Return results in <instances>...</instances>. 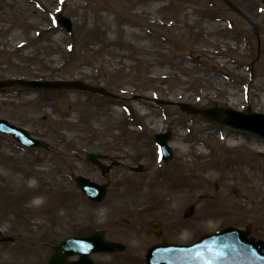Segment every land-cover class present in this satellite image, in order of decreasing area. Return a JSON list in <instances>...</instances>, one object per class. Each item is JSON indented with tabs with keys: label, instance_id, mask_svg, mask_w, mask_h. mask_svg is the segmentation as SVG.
Returning a JSON list of instances; mask_svg holds the SVG:
<instances>
[{
	"label": "rangeland",
	"instance_id": "1",
	"mask_svg": "<svg viewBox=\"0 0 264 264\" xmlns=\"http://www.w3.org/2000/svg\"><path fill=\"white\" fill-rule=\"evenodd\" d=\"M0 84V119L49 144L0 133V221L17 228L0 264H48L60 242L97 231L121 250L95 264H147L156 244L227 227L264 242V139L195 113H264V0H0ZM166 131L164 163L155 137ZM78 176L108 185L107 198L90 201Z\"/></svg>",
	"mask_w": 264,
	"mask_h": 264
},
{
	"label": "water",
	"instance_id": "2",
	"mask_svg": "<svg viewBox=\"0 0 264 264\" xmlns=\"http://www.w3.org/2000/svg\"><path fill=\"white\" fill-rule=\"evenodd\" d=\"M61 25L69 32L72 30V22L68 18L61 20ZM16 83L29 88L39 90L56 89L62 84L42 82L40 80H18ZM6 85V84H5ZM4 84L0 85V90ZM203 116L230 129L252 133L264 139V114L244 113L235 109L213 108L199 111ZM0 131L14 136L16 140L28 147L47 148L48 145L41 140L33 138L30 133L20 127L0 119ZM171 133H162L156 136V142L160 147L161 156L168 162L173 158V152L168 142ZM88 160L98 166L102 172L108 170L102 160V154L88 153ZM140 172V168H134ZM77 184L85 195L94 202H101L107 195V187L93 182L89 178L80 176ZM194 207L189 208L186 217H190ZM150 228L160 234L162 226L153 222ZM116 245L108 241L101 232L85 237H75L65 240L60 245L59 258H54L50 264H94L93 254L115 252ZM79 255L76 262L67 263V258ZM148 264H264V242L262 240L250 239L242 230L229 227L212 235L203 237L200 241L190 246L165 244L155 245L148 251Z\"/></svg>",
	"mask_w": 264,
	"mask_h": 264
},
{
	"label": "flooded vegetation",
	"instance_id": "3",
	"mask_svg": "<svg viewBox=\"0 0 264 264\" xmlns=\"http://www.w3.org/2000/svg\"><path fill=\"white\" fill-rule=\"evenodd\" d=\"M23 207H25L23 209V211L26 212L25 215H22L21 218H18L17 220L22 223V222H26L28 220H26V216L27 215H31V211H32V208L29 209V205L27 204V202H24L23 204ZM5 222H7V220H3V221H0V254H2V244H5V243H8V242H11V240L13 239L11 236H4V231L7 230L9 233H16L17 231V228L14 229L13 225L10 224V225H6ZM16 227V226H15ZM14 230V231H13ZM117 250H121V245L117 243ZM59 254V247H58V251H55L54 254L51 256L52 257H56L58 256ZM77 258H72L70 259V261H74L76 260Z\"/></svg>",
	"mask_w": 264,
	"mask_h": 264
},
{
	"label": "bare ground",
	"instance_id": "4",
	"mask_svg": "<svg viewBox=\"0 0 264 264\" xmlns=\"http://www.w3.org/2000/svg\"><path fill=\"white\" fill-rule=\"evenodd\" d=\"M107 22V21H106ZM108 22H111V21H108ZM116 22H119L118 20H116ZM132 33H130V35H131ZM243 54L245 55L246 54V52L244 51L243 52ZM202 153V152H201ZM5 198H6V196H5ZM28 197H26V199H27Z\"/></svg>",
	"mask_w": 264,
	"mask_h": 264
}]
</instances>
